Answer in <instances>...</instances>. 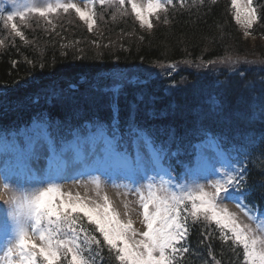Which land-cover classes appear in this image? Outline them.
I'll list each match as a JSON object with an SVG mask.
<instances>
[{
    "label": "trees",
    "instance_id": "16d2710c",
    "mask_svg": "<svg viewBox=\"0 0 264 264\" xmlns=\"http://www.w3.org/2000/svg\"><path fill=\"white\" fill-rule=\"evenodd\" d=\"M258 4L262 19L254 29L264 37V0ZM173 5L158 13L159 20L152 17V29L141 27L127 0L123 8L98 3L91 31L74 11L17 18L25 40L0 23L6 45L0 47V128L21 133L45 114L60 117L67 132L92 119L111 120V91L89 83L120 70L130 79H122L116 99L126 127L132 117L145 134L152 126L161 146L176 147L180 139L190 155L199 139L216 132L246 157L250 202L264 210V41L252 45L243 39L231 0H184L183 5L173 0ZM217 68L227 73L215 79L211 69ZM171 74L174 88L165 91L155 76ZM191 160L174 164L184 171ZM81 223L101 240L93 245V264H119L101 234L91 231L86 218ZM193 223L192 248L177 253L175 264H245L242 247L223 239L226 234L215 222L201 217Z\"/></svg>",
    "mask_w": 264,
    "mask_h": 264
},
{
    "label": "snow or ice",
    "instance_id": "6c2138e0",
    "mask_svg": "<svg viewBox=\"0 0 264 264\" xmlns=\"http://www.w3.org/2000/svg\"><path fill=\"white\" fill-rule=\"evenodd\" d=\"M127 2L141 27L148 29L153 28L154 15L159 20V12H167L170 5L174 7L173 0H147L146 4L138 3L137 0ZM97 3L123 8L126 0H88L85 7L70 0H11V11L5 14L4 9L0 8V23L10 34L25 40L24 33L16 23L17 18L25 21L32 15L47 17L61 11H74L91 31L97 23ZM180 3L183 5L184 0H180ZM232 5L235 19L246 28H251L257 19L256 9L251 6L252 0H232ZM4 46L5 41L0 39V47ZM168 67L175 68V65L170 64ZM116 124L118 107L114 103L113 126ZM129 127L150 144L146 134L135 126L132 117ZM15 155L23 158L27 174L10 169V157L4 153L5 188L13 189V179L18 185L28 183L29 176L47 186L33 192L17 186L13 189L16 194L2 202L4 207L0 208V245L3 247V256L0 260L4 264H93V245L100 246L101 240L85 229L81 223L85 218L91 231L101 234L103 243L110 253H115L114 258L119 264H175L177 253L189 251L187 237L190 217L193 222L203 217L205 222H215L218 227L230 232L231 235H225L223 239L232 240L242 247L245 264H264V240H258L220 204L221 200L232 199L242 207H247L243 204V198L247 197L251 189H242L243 169L231 163L222 164L219 170L212 169L211 174L218 177L211 183L212 191L195 181L194 188L188 184L172 183L163 178L170 177L171 173L161 169L157 175L161 176V187L166 194L158 195L157 191L152 190L154 185L151 181L155 177L149 176L148 172L150 164L159 162L160 155L153 151V159L146 161L138 154L137 172H142L143 175L133 172L126 179L133 184L140 180L149 181L148 195L142 196L140 201L144 229L140 230L131 219L122 220L106 196L105 203H94L79 195L65 194L55 177H35L34 164L39 159L35 149L25 154L22 148H17ZM151 170L156 171L155 168ZM94 182L99 186L98 179ZM165 185L169 186L164 187Z\"/></svg>",
    "mask_w": 264,
    "mask_h": 264
},
{
    "label": "rangeland",
    "instance_id": "374dc122",
    "mask_svg": "<svg viewBox=\"0 0 264 264\" xmlns=\"http://www.w3.org/2000/svg\"><path fill=\"white\" fill-rule=\"evenodd\" d=\"M65 2H69V0H65ZM70 2L77 3L81 7L87 6V2L85 0H70ZM137 2L146 4L147 0H137ZM113 75H115V73H108L105 77H112ZM47 141V137H40L38 143L34 147L29 148L31 150L35 149L38 155V163L34 164V175L40 179L51 176L49 171L47 172L44 170V158H42L45 154L44 150ZM95 142L97 144L95 147L89 145V149L87 150L75 151L74 157L70 159L71 163L69 165V176H65L61 181L58 180L56 182L65 194L71 193L73 196L79 195L94 203H105L104 198L106 196L113 208L119 212L122 220L127 221L128 219H131L137 229L144 230L142 226L143 209L140 201L142 196L148 195L149 181L140 180L139 183L133 184L131 181L126 179L128 172L125 169L108 168L107 170H102L99 164V158L97 160L95 153V150L99 146L100 142L98 140ZM40 147L42 149H39ZM141 147L145 146L140 145V148ZM17 148H19V146L14 142L6 144L3 140H0V208L4 207L2 203L4 200L9 199L10 196L16 194L13 189L17 186L22 187L27 192H33L38 188L47 186L46 184L38 183L36 179H32L30 176V182L28 183L18 185V182L13 179V189L5 188L3 155L4 153L9 155L10 169L20 171V165L23 162L20 161V156L15 155ZM208 149L209 145H206L197 160L196 167L190 171L191 177L189 185L194 188L193 182L195 181V183L205 185L206 190L212 191L211 183L214 180L211 171L215 168L214 166L217 160L215 156H211V152ZM24 153H27V151L25 150ZM39 154H42V157L39 156ZM142 154L144 158H148L147 151L145 149L142 151ZM149 168L150 170L148 175L152 176V165H150ZM136 173L137 175H143L142 172ZM97 179L99 180V186H97L94 182ZM151 182L154 185L152 188L153 191H157L158 195L166 194L165 191L160 188V182H157V188H155L154 180ZM220 204L222 207H226L228 211L234 215L238 223L242 226H246L258 240H264V219L260 217L256 218L244 211H241L239 209L240 207L236 206L232 199L221 200ZM2 256L3 247L0 245V257ZM0 264H4V261L0 260Z\"/></svg>",
    "mask_w": 264,
    "mask_h": 264
},
{
    "label": "bare ground",
    "instance_id": "6f19581e",
    "mask_svg": "<svg viewBox=\"0 0 264 264\" xmlns=\"http://www.w3.org/2000/svg\"><path fill=\"white\" fill-rule=\"evenodd\" d=\"M219 126H217V128H218Z\"/></svg>",
    "mask_w": 264,
    "mask_h": 264
}]
</instances>
